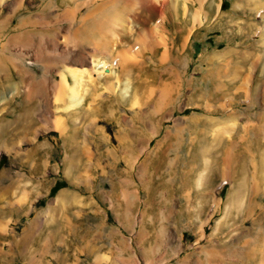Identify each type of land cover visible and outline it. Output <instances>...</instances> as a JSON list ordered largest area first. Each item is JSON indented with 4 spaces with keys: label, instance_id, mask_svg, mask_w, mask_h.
<instances>
[{
    "label": "rangeland",
    "instance_id": "374dc122",
    "mask_svg": "<svg viewBox=\"0 0 264 264\" xmlns=\"http://www.w3.org/2000/svg\"><path fill=\"white\" fill-rule=\"evenodd\" d=\"M71 1L0 0V57L8 53L17 60V54L24 53L25 68L32 75L29 81L36 88L44 75L61 79L66 68L52 56L69 44L92 53L83 34L76 32L77 23L89 8H99L107 0ZM117 1L119 5L121 0ZM168 1L160 34L164 32L166 45L146 51L143 58L135 54L146 58L144 71L135 68L123 74L116 58L96 57L107 60L114 75L112 81L102 77L93 91L98 96H92L90 80L95 71H88L93 67L90 57L79 106L58 108L52 95L47 106L56 110L50 118L60 117L62 126L67 125L68 112L80 109L73 144L38 113L37 132L46 144L44 151L34 160H28L26 147L20 149L21 155L6 150L0 156V173L7 177L3 175V184L9 179L18 183L16 192L6 194L2 203L0 264H264V183L251 199L249 188L255 179L247 180L242 210L250 207L253 212L237 214L226 198L235 180L217 176L215 169L199 184L185 177L196 144L205 147L220 131L221 145L244 138L237 150L244 151L248 140L264 146V0H258V9L247 0ZM148 19L146 27L161 23L157 16ZM138 47L129 46L130 55ZM228 47L253 51L234 85L225 76L224 83L209 74L211 68L237 61L234 53L224 54ZM19 100L15 96L4 108L9 109L6 118L18 110ZM231 115L235 117L226 121L224 129L211 122ZM35 134L31 137L37 141ZM255 147L250 154L244 151L250 174L255 159H264L263 147ZM62 189L71 192L65 203L58 204ZM205 193L216 195V200L211 197L205 205L201 197ZM9 197H17L14 212L6 203Z\"/></svg>",
    "mask_w": 264,
    "mask_h": 264
},
{
    "label": "bare ground",
    "instance_id": "6f19581e",
    "mask_svg": "<svg viewBox=\"0 0 264 264\" xmlns=\"http://www.w3.org/2000/svg\"><path fill=\"white\" fill-rule=\"evenodd\" d=\"M68 1H71V0H68ZM116 2H118V1L117 0L103 1V2H101L103 4L100 5L99 8L98 7H96L97 9L96 8H94V9H90L89 8L90 12L88 11V13H84V14H82L79 17V20H78L79 22L77 23L78 27L76 28V32H80V33L83 34L85 45H86V47H89L92 50V53L91 54L90 53L86 54L82 50L83 48L80 50V49L75 47L76 45L69 46L70 44L68 46H66V48L61 50L62 51L61 53L57 50L59 53L58 54L55 53V55H53L52 58L55 61V63L64 64L63 67L66 68L64 70V72L60 73L61 74V79L58 82L56 80H54L53 77H48V76L44 75V76H42V78H39L38 82H36L38 84L37 87H40V88H36L34 86V83L29 81L30 77L32 75H29V73L26 70L27 67L25 68V64H24L25 62L23 61V60H25L24 59L25 58L24 53H21L19 51L20 53L17 54V60H13L12 57L10 55H8V53H4L3 56L0 57V156L6 150H9V152L14 151L15 153L21 155L22 151H20V149L26 147L25 148V150L27 152L26 155H28V158H29L28 160H30V158L33 159V157H35V155H37L40 152H42V150H43V148L45 147L46 144H44L45 142L40 141V139H39L40 135L37 132L38 127H39L38 126L39 125V121H38V117H37L38 113L43 115V120L45 122L54 124L61 131L60 134H62L64 136V137L63 136L62 137L67 139L68 141L70 140V142L73 144V142L75 141L74 137H76V130L78 128V127H76V120H77L78 117L81 116L78 113V112H80L79 111L80 109L68 112V114L70 115V118L67 117L66 118L67 125L62 126V119L60 117H57V118L55 117L56 119L51 120L53 117L50 118L51 117L50 113L52 112V110H56V109H52L51 110L47 105L50 106L51 97H52V95H54V98H55L54 100H55L56 104H58V108H60L62 106L65 110H68V109H71L73 107L79 106V104L81 103V101L83 99L82 98L83 96H81V94H80V86L82 84H84V80H85L84 76H85L86 71L88 70L87 69V64H89L90 57L93 58V62H92L93 67H90V69L88 71H90V70H92L90 72H94L95 71L94 72L95 74L93 75V77L90 80L91 87H92L91 88L92 92H91L90 95L93 96V94H96V92L95 93L93 92L94 89L95 90L98 89L97 85H98L99 80L102 79V77L107 79V80H110L113 77L112 75H114V74H112L113 73L112 69H110L109 67L107 68V66H106L107 60L106 61L102 60V59L98 60V59H96V57L110 55L112 59L113 58L117 59V61H115V62L117 64V67H119V69L121 71H123L122 72L123 74L124 73H127V74L129 73L130 74V72L133 69L142 68V67H144V63L146 64V61H145L146 58L143 60L140 57H137L135 54H138V55H140L143 58L146 51H151L152 52L154 48L157 49L158 46L160 47L161 44L166 45V42L165 41L163 42L164 32L162 34L163 36L160 35V34H161V31L164 30V26H165L164 25L165 24V19L163 17L164 16L163 14H165V10H164V9H166L165 7L168 5V3H170L168 0H121L119 5L116 4ZM258 2H261V1H258V0H247V3L250 6L254 5V7L257 5ZM89 4H90V1H89ZM258 4L260 5V3H258ZM106 7L108 9L107 11L105 10ZM91 8H92V6H91ZM77 9L78 8H76V10ZM257 9H258V7H257ZM70 13H71V11L69 12V14ZM74 13H75V11H74ZM94 13H99V14L96 16V15H94ZM155 16L160 18L159 19L161 21L160 24H157L155 27H153V25L152 26L150 25L151 27L149 25H148L149 27H146V24H145V26L143 25L144 23L148 22V20H149L148 18L149 17L153 18ZM247 21H249V20H247ZM156 23H158V22H156ZM246 23H248V22H246ZM253 25H255V24H253ZM136 28H138L137 29V33L138 34L135 33L137 35V37L136 36L132 37V35L134 34V31H135ZM249 28H250V26H249ZM249 32H251V31H249ZM185 35H187V34H185ZM165 38L166 37H164V39ZM261 39H262L263 44H264V33L261 35ZM183 40L184 41L182 43V46H183L182 48L185 47L186 37ZM252 45H253V43H252ZM29 46H30V44H29ZM45 46L42 45V47H45ZM129 46H130V48H132V47L134 48L135 46H139L140 48L138 47L139 49L136 50L137 53L133 52L134 54L130 55V51L133 50V49H131L129 51V49H128ZM224 52H223L224 54H229V53L233 54L234 53L235 56H236V60L237 61L228 62V63H226L224 65L222 63L221 65L217 66V70H214V69L211 68L212 70L211 69L209 70L211 72L209 74H211V78L213 77L214 80L217 81V82L218 81L221 82L223 79L225 80V78H227L229 80L228 81L229 85H234L235 80L243 73L242 64L247 60V57H249L250 55H253L252 54L253 51H249V50H246V49H244V50L240 49L239 50L237 48H229L228 47V49L226 51L224 50ZM224 54H223V56H224ZM11 55H12V53H11ZM133 56H135V57H133ZM215 56L216 55H211V58L212 59L217 58ZM262 57H264V56H262ZM107 65H109V64H107ZM112 65H114V64H112ZM100 68H102L104 70V72L103 71H98ZM120 70H119V72H120ZM143 71H144V69H143ZM123 76H125V75H123ZM224 76H225V78H223ZM34 78L35 77L33 76V79ZM118 79L120 81H122L120 78H118ZM113 80H114V78H113ZM110 81H112V80H110ZM127 81H129V79H127ZM33 82H35V81H33ZM222 82H224V81H222ZM236 83H237V81H236ZM108 84H112V82L108 83ZM166 84L168 85L169 83H166ZM166 84H164V85H166ZM223 85H225V84H223ZM22 86H26L24 88V90H21ZM88 90L90 91L89 88H88ZM114 90H112V91H114ZM220 91L223 92V90H220ZM247 92H248V90H247ZM125 94H126V92H125ZM18 95L20 96V100H19V104H18V110L15 111V113H14V115L12 117L6 118L5 117V115L7 113L6 111H8L9 109L6 108L4 110V108L7 107L8 104L11 102V100L13 98H15V96H18ZM96 95L98 96V94H96ZM88 100H89V98H88ZM124 103H125V101H124ZM122 104H123V102H122ZM11 110H15V109H11ZM100 111H102V110H100ZM59 112H61V111H59ZM52 114H53V112H52ZM231 114H232V112H231ZM234 117H235V115H231L228 119H211V122L212 123H214V122L217 123L218 126L220 125L224 129L225 128L224 124L226 123V121L229 120V119H234ZM251 129H253V128H251ZM205 130H206V128H205ZM249 130H250V128H249ZM259 130H260V128H259ZM262 131H263V129H262ZM221 132L222 131H220L219 134H214L212 141L210 140L211 142H208L207 144L204 142L205 143V147H203V148H202V146H200V145L197 146V144H196V147H198V148L194 149L195 152L192 154L193 157L188 160V162H190L191 166L188 167V171L186 172L185 177H186L187 181H189V182H191V181L193 182L194 181V182L198 183V181H201L202 179H204V180L207 179L209 172L211 173V170L215 169L217 176L220 175V177H230V178H232L233 180H235V183L232 186L231 191L229 190L230 193L226 197L227 198V203L229 204V207L231 208L230 210L234 209L237 212V214H241L242 211H243L242 213H244L245 211L247 213L251 212L253 210V208H250V207H248L246 210H242V197L245 194L244 193V189H246L247 180L249 179L251 181V178L255 179V181H253L255 183L252 186H250L251 189L249 188V190H252V198L251 199H253L254 196H256L259 193L260 187H261L262 183H264V171L262 169V166H263L262 163L263 162H261V161H264V159L262 158L261 161L256 162L257 158L255 157L256 159H255V162L253 164V170L251 171V174H250L249 170H248V167H247L246 158H245V155H244L247 152H244V151H248V153L250 154V151L252 152V149H253L254 146H257V147H255V148H257L255 150H258V148L260 149V148L263 147L262 150L261 149L260 150L262 151V155L264 157V146L262 145V143H256L255 142L256 140L255 141L254 140H252V141L248 140L247 142L245 141L246 143L244 145L245 146L244 151H240L239 149L237 150L239 142H241V141L243 142L244 138L238 139L239 141L238 140H232V142L231 141H229L227 143L224 142L225 144L221 145V142H222V136H221L222 133ZM35 133L38 134L36 136L37 141H35L31 137L32 134H35ZM232 136H234V135H232ZM251 136H252V134H251ZM21 139L26 142V145L24 144V146H23V145H21L19 143L20 142L19 140H21ZM201 140L203 141V138ZM219 143H220L221 147L218 149ZM22 144H23V142H22ZM65 144L67 145L68 143H65ZM77 145H78V143H77ZM71 148L73 149V145H72ZM215 148L217 149L218 153H216V152L214 153L213 152V150ZM45 152H46V150H45ZM255 152L256 151L253 150V154ZM23 153H24V151H23ZM256 154L258 155L259 153H256ZM74 155L75 154H73L72 156H74ZM20 157H22V156H20ZM41 157H43V156H40V159H41L40 162L41 163L39 162V164L42 165V162H44V159L41 158ZM71 159H72V157H71ZM73 159H74V157H73ZM251 159H252V157L250 158V160ZM252 160H254V157H253ZM26 161H27V158H26ZM37 161H39V160H37ZM33 168H34V166H33ZM41 168H43V167L41 166ZM202 171H203L204 174L202 173ZM6 172H8V171H6ZM212 172H214V171H212ZM0 174H1L0 175V221H1V217H3V214H4V211L2 210V203L4 202L3 199H4L6 194L10 195V193H15L16 192L15 189H16L18 183L16 184L15 180H12V179L10 180L9 179V183L8 184L6 182H4L6 184L5 185V184H3V178H5L6 176L4 175V173H0ZM3 175L5 177H3ZM256 178L258 180H256ZM6 179H7V177H6ZM229 181H230V179H229ZM31 191L33 192L32 189H31ZM32 192H31V194H32ZM70 192H67V191H65L63 189L61 191H59V194H58V197H57V203L58 204L65 203L66 200H67L66 196H68L69 195L68 193H70ZM29 193L30 192H28V194ZM211 193H213V192H211ZM201 197H202V199H203V201L205 202V205H206V203L210 200V198L211 197L215 198L216 195L210 196L209 194L205 193ZM16 198L15 197L14 198H10V200L6 201L7 205H9L8 206L9 209H11L13 212L17 208L16 205H15V200H14ZM215 200H216V198H215ZM48 206H49V204H48ZM18 211H20V210H18ZM229 213H231V212H229ZM189 215H190V212H189ZM228 215L229 214H227V216ZM8 217H11V215L8 216ZM4 218H6V217H4ZM4 218H3V220H4ZM6 221H7V219H6ZM11 221H12V219H11ZM220 221H222V220H220ZM259 221H260V219H259ZM225 222H226V220H225ZM0 224H2V223H0ZM8 230H9L10 233L13 232V230H10V229H8ZM1 231H2V229H1ZM19 244H21V243H19ZM1 250H3V249H1Z\"/></svg>",
    "mask_w": 264,
    "mask_h": 264
}]
</instances>
